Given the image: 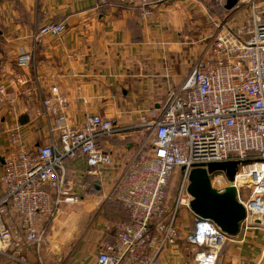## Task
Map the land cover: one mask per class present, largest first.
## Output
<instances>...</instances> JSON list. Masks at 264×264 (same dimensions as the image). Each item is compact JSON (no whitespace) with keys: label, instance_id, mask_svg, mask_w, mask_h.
Instances as JSON below:
<instances>
[{"label":"built area","instance_id":"obj_1","mask_svg":"<svg viewBox=\"0 0 264 264\" xmlns=\"http://www.w3.org/2000/svg\"><path fill=\"white\" fill-rule=\"evenodd\" d=\"M159 1L142 3L146 7ZM239 5L250 11L246 25L226 33L214 21V30L188 74L142 119L139 127L145 134L103 199L120 204L128 221L109 227L114 238L99 245L94 264L124 260L154 264L168 246H176L182 209L191 212L189 173L210 163L244 162L233 180L237 200L246 211L242 225L254 229L264 224V0H238L234 8ZM65 31L63 23L35 27L32 46L15 62L22 73L13 74V84L29 101L39 102L48 133L56 135L58 142L29 148L18 127L0 129V141L5 137L8 144L0 154V256L9 264H28L20 248L40 246L55 212L66 205L75 208L82 199L68 191V161L82 156L89 174L99 179L116 158L98 141L115 136L120 128L98 115L69 124L67 96L53 85L43 97L36 77L23 73L35 64L41 38L60 37ZM12 103L8 88L0 84V117ZM239 175L245 184L236 182ZM171 177L177 181L172 200L167 192ZM209 179L220 192L229 184L222 172L210 174ZM245 189L250 191L246 200ZM11 217L21 222L20 238L7 223ZM184 239L194 250V264H217L231 238L211 221L194 216L192 231Z\"/></svg>","mask_w":264,"mask_h":264},{"label":"crops","instance_id":"obj_2","mask_svg":"<svg viewBox=\"0 0 264 264\" xmlns=\"http://www.w3.org/2000/svg\"><path fill=\"white\" fill-rule=\"evenodd\" d=\"M219 5L218 0H161L146 7L142 0H0V84L8 88L13 101L3 109L0 129L18 127L29 148L58 142L48 133L39 102L29 101L12 81L14 73H22L15 62L32 46L31 32L49 23H63L65 33L41 38L35 64L23 73L36 77L43 97L53 85L67 96L69 124L98 115L120 128L115 136L98 141L116 157L114 166L103 170L99 179L89 174L82 156L66 163L68 191L84 193L81 203L86 209L78 207L79 217H71L67 207L57 210L42 244L20 248L28 264H94L99 245L112 242L109 227L128 216L121 206L103 199L145 134L139 127L142 119L155 104L164 102L196 61L198 44L213 32ZM6 140L0 141L2 153L8 149ZM90 186L95 190L92 197L87 193ZM7 223L14 236L22 237L18 218ZM243 225L224 245L217 264L263 263L264 224L246 230ZM179 227L177 245L168 246L154 264H194L193 257L189 260L181 252L187 231L184 223ZM9 263L0 256V264Z\"/></svg>","mask_w":264,"mask_h":264},{"label":"water","instance_id":"obj_3","mask_svg":"<svg viewBox=\"0 0 264 264\" xmlns=\"http://www.w3.org/2000/svg\"><path fill=\"white\" fill-rule=\"evenodd\" d=\"M238 0H226L224 9H233ZM244 162L233 160L224 163H210L206 166L196 167L189 173L187 193L192 200L189 203L191 213L204 220L211 221L228 237L234 238L240 232L242 223L246 218L243 205L237 200L233 180L238 166ZM206 167V168H205ZM224 173L228 186L218 191L211 186L209 175Z\"/></svg>","mask_w":264,"mask_h":264},{"label":"rangeland","instance_id":"obj_4","mask_svg":"<svg viewBox=\"0 0 264 264\" xmlns=\"http://www.w3.org/2000/svg\"><path fill=\"white\" fill-rule=\"evenodd\" d=\"M225 1L226 0H218V3L220 4L219 6L216 7L215 9V13L214 16L216 17V21L217 24L220 25V28H223L226 30V33L227 32H230V33H234L235 31L241 29L243 26L246 25L247 23V20L248 18L250 17V11L247 9V8H244L245 6L243 5H239V8H234V9H231V10H225L224 9V5H225ZM218 5V4H216ZM213 30H214V26H213ZM206 41L204 42H201L199 45V48H198V51L196 53V59L197 57L199 56V54L201 53L204 45H205ZM193 65V64H192ZM2 152H0L1 154ZM178 176V175H177ZM237 182H239V185L241 184H245V181L244 179L241 177V175H239L237 177ZM243 182V183H242ZM176 186H177V181L174 182V179L173 177H171L169 179V189H168V195H169V198L172 200L175 196V192H176ZM95 190L92 186L88 187V190H87V193L89 194V197L94 194ZM75 194V193H74ZM250 194V191L249 190H243L242 191V197L244 200H246L248 198ZM76 196L78 197H81L84 195L81 194V193H78V194H75ZM86 195V194H85ZM80 199V198H79ZM86 200H88V198H85ZM84 199V200H85ZM81 200H79V203L76 205L75 208L77 207H85V205L83 203H81ZM110 204V203H108ZM112 204V203H111ZM116 205V204H115ZM62 207H67V211L69 212L70 216L73 217V216H77V210H75L74 207H71L70 205H66V206H62ZM86 209V207H85ZM75 210V211H74ZM88 210V209H87ZM185 211V209H182V212ZM79 213V212H78ZM69 216V217H70ZM184 218L183 217H179V224L180 223H184V227H185V231H187L186 234L190 233L192 231V226H193V218H194V215L191 213V212H188V211H185L184 212ZM79 217V215H78ZM75 222V221H74ZM121 222V221H120ZM115 223H118V222H115ZM89 223L87 222V225ZM114 224V223H113ZM249 227V226H248ZM243 229H245V225H243ZM185 234V235H186ZM114 235V233H113ZM181 252L182 254L188 258L189 260L192 259L193 255H194V250L193 248L185 241H183L182 243V247H181ZM263 263H264V260H263Z\"/></svg>","mask_w":264,"mask_h":264},{"label":"trees","instance_id":"obj_5","mask_svg":"<svg viewBox=\"0 0 264 264\" xmlns=\"http://www.w3.org/2000/svg\"><path fill=\"white\" fill-rule=\"evenodd\" d=\"M119 206H121L120 204H118ZM124 221H128V217L126 218V220H124Z\"/></svg>","mask_w":264,"mask_h":264},{"label":"bare ground","instance_id":"obj_6","mask_svg":"<svg viewBox=\"0 0 264 264\" xmlns=\"http://www.w3.org/2000/svg\"><path fill=\"white\" fill-rule=\"evenodd\" d=\"M236 182H237V178H236ZM239 183V182H238ZM243 183V182H242ZM246 183V182H245Z\"/></svg>","mask_w":264,"mask_h":264}]
</instances>
